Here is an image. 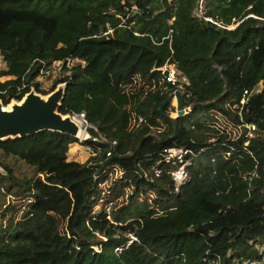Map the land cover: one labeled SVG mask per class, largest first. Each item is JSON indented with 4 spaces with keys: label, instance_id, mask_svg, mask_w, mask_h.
Masks as SVG:
<instances>
[{
    "label": "trees",
    "instance_id": "1",
    "mask_svg": "<svg viewBox=\"0 0 264 264\" xmlns=\"http://www.w3.org/2000/svg\"><path fill=\"white\" fill-rule=\"evenodd\" d=\"M196 1L0 0L2 103L29 86L45 93L66 81L58 111L83 109L90 123L100 124L94 103L120 91L107 75L112 58L100 73L92 69L105 49L115 58L134 54L125 73L138 70L153 81L145 93L128 95L137 127L114 136L112 147L82 140L94 152L82 162L66 158L69 143L77 142L66 133L42 129L0 140V190L29 196L28 208L46 217L56 212L65 218L64 228L46 238L35 221L23 233L0 227V264H208L211 258L233 264L237 256L258 254L256 245L264 243V0H202L204 15L239 20L230 29L195 15ZM67 57L83 62L67 66ZM39 60L59 63L39 75ZM164 62L181 74L182 103L190 106L169 120L158 107L177 83L165 81L167 71L158 68ZM252 79L261 86L249 92ZM243 88L248 94L239 102ZM226 95L238 103L235 116L252 135L243 136L245 145L229 141L224 164L215 168L203 158L214 160L225 142L196 140L187 123L205 119ZM162 121L171 124L170 132L153 136L150 128ZM170 146L186 147L181 161L190 159L180 182L170 175L177 157L163 152ZM193 147L200 151L189 152ZM9 156L26 161L31 173L14 174ZM130 157L131 165L103 189L113 158ZM3 203L0 196V211L10 207ZM159 210L168 215L167 226L151 229Z\"/></svg>",
    "mask_w": 264,
    "mask_h": 264
},
{
    "label": "rangeland",
    "instance_id": "2",
    "mask_svg": "<svg viewBox=\"0 0 264 264\" xmlns=\"http://www.w3.org/2000/svg\"><path fill=\"white\" fill-rule=\"evenodd\" d=\"M193 12L196 13L195 10H193ZM112 55L113 51L105 49L100 54V58H97V62L99 64H95L92 67L93 70L105 68V63L112 58L113 61H111V63H106V66H108L107 75L113 78L112 81L114 84H118L120 86L119 92L105 97L101 95L104 99L100 103L96 102L93 105V108L99 114L98 120H100V124H90L93 130L96 132L97 138L100 140H111L114 138V136L122 132H130L137 127L140 118H137L128 109V95H130V92H132L133 90L138 89H140L142 93H145L147 90L151 89L153 85L152 80L144 81L143 78L139 76L140 74L138 70H133L132 72L125 73V69L130 66L131 62L134 60V54L131 53L126 57L119 55L117 58H115L114 56L113 58ZM2 64V60L0 59V66H2ZM165 68H167L171 72L173 79H181V74L170 64L165 65ZM97 71L99 73L101 72L100 70ZM117 77L119 78V80L117 79ZM3 78V76H0V80H2ZM252 81L253 83L250 85L249 92L261 86L260 80L255 81V79H252ZM122 96H125L124 102H122V100L124 99ZM171 97L172 98H169V101L166 103L168 107L171 108V110H169L167 114L168 120L169 118H173L176 114L174 108L175 98L173 95ZM245 98L246 95L244 94V96H242L241 98L242 101ZM237 114L239 115L238 103H232V96L226 95L223 100L218 103V106L211 109V111L206 115L205 119H199L198 121H189L193 125L192 135L194 136V139L201 140L202 142L206 141L207 143L216 140L225 142V145H221L223 147H217L216 151L219 148L221 149L215 153L217 155L215 156L214 160L210 157L208 159L206 157L203 158L204 162L213 161L212 164H214L215 168H219L224 164V160L227 155L226 150L224 149L229 148L225 147L229 144V141L233 140L234 142V140L238 139V144L241 142L245 145L247 144V141L244 142L243 136L245 134L247 135V133H250L249 135H252V132L249 130L248 124H245L246 127L244 125L245 128L243 127L244 131L246 130L244 133L241 127L242 124L240 120L235 116ZM189 122L187 123V126L189 125ZM199 122H205L206 124L205 126L200 127L198 126ZM171 127V124H169L167 121H162L159 126L150 128V133L156 137L159 134L170 132ZM186 150V147L177 148L173 146V148H170V153L168 156L175 155L178 159V165L176 169L171 171L172 177L177 181L181 179V170H185V165L187 164V162L189 163L190 160L187 159L184 163L183 160L181 161V159L185 158L183 155L186 153ZM188 151L195 154L200 151V147H193ZM90 154L91 153H89L85 145L78 142H71L67 147L66 158L82 162ZM131 157L129 159L119 160H117V158H113L115 165L105 173V177L100 183V186H102L103 189L108 185V182L111 178H113L116 174H122L123 170L131 165L133 159ZM6 160L12 167L14 174H16L17 176L28 175L32 171V166L23 159L9 156L6 157ZM129 181H131V178H129ZM127 189L128 188L125 187L124 191ZM2 191L3 190H0V196L1 198H4V203L2 205L4 207L6 205H10V207L6 210L0 211V227L5 229V233H8L9 229L11 228H14L15 232L18 231L19 233H23L24 231L28 230L30 224H32L34 221L37 222L38 225H40V228L38 230L36 229V231L38 232V235H41L42 238H46L47 235L51 232H57L64 228L65 218L61 217L56 212H50L48 214L49 217H46L44 214L42 215L41 212L30 210L28 208L29 196L13 198L11 195L7 193L5 194ZM122 197L123 195L118 196L116 200H120ZM98 207L99 204L95 206V208ZM163 213L164 211L159 210L153 215V219L150 221L151 229L156 230L167 226V221L164 217H167L168 215H165Z\"/></svg>",
    "mask_w": 264,
    "mask_h": 264
},
{
    "label": "water",
    "instance_id": "3",
    "mask_svg": "<svg viewBox=\"0 0 264 264\" xmlns=\"http://www.w3.org/2000/svg\"><path fill=\"white\" fill-rule=\"evenodd\" d=\"M66 81L57 82L54 87L41 93L33 86L22 93L20 98L11 97L6 103L0 98V140L31 134L46 129L66 133L77 138L80 127L68 112L58 111L64 95ZM175 98V116L186 112L179 89H174L159 104V111L164 115L162 107L171 96ZM0 173H5L0 166Z\"/></svg>",
    "mask_w": 264,
    "mask_h": 264
},
{
    "label": "built area",
    "instance_id": "4",
    "mask_svg": "<svg viewBox=\"0 0 264 264\" xmlns=\"http://www.w3.org/2000/svg\"><path fill=\"white\" fill-rule=\"evenodd\" d=\"M194 10L196 11V13L194 12L195 15L201 17L204 20H207V21L211 22L215 26H218V27H221V28H225V29L233 28L237 24V22L239 21V20H234V18H232L229 22H222V21H220L218 19L212 18L211 16L204 15L203 14V10H202L201 0H197L196 1V6H195V9ZM248 15H251V14H248ZM39 61H40V67H39V73H38L39 75L47 72L48 69L54 68L59 63V61H53L50 64H45L43 61H41V60H39ZM77 62L82 63L83 60H80V59H78L76 57H67L66 60H65V64L67 66L70 65V64H72V63H77ZM169 64L173 67V64L172 63L164 62L163 64H161L160 66H158V68L160 69L161 72L164 71V70H166L167 72H166V74L164 76L165 81H168L170 84L177 83L175 89H179L178 88V87H180L179 82L176 81L177 79H173L171 72L167 68H165V65H169ZM161 67H163V68H161ZM22 86L23 85H21L19 87H22ZM19 87H17V88H19ZM163 87H166V86H163ZM173 90H171L169 93H172ZM242 91H243V94H246L247 93V91H246L245 88H243ZM240 101L242 102V99L241 98H240ZM188 107H190V106H185L186 111H188L190 109ZM69 115H70V117L72 119H74L78 123V125L80 127L79 134H78V136L76 138V140H77L78 143H80L84 139H89V140H92V141L100 140V139L97 138L96 132L90 133V131L88 130V128L89 127L92 128V126H91L90 122L86 119V116H85V113H84V110L83 109L71 110L69 112ZM245 127H246V125H245ZM188 128L191 130V133H192L193 125H192L191 122H189ZM249 134L247 133V135H249ZM100 141L107 142L110 147H112V145L115 143V139L114 138L111 139V140L104 139V140H100ZM81 144H83V143H81ZM83 145H85V147L88 149L89 153H91V154L94 153V152H91V146L89 144H83ZM170 148H173V147L170 146V147H167V148H164L163 149V152H164L165 157H169L168 155L170 153ZM110 152H111V149L109 148L108 150L105 151V155L106 156L109 155ZM158 173H159L158 172V169L153 168V176L154 177L157 176ZM170 175H171V171H170ZM180 175H181V179L180 180L177 181L174 178L173 179L175 181H177V182H180L183 178H185L187 176V173H186L185 170L184 171L181 170ZM129 236L132 237V238H134V236H132L131 234H129ZM256 248H257V252H258V254L256 256H242V255L237 256L236 258L233 259L234 262H235V264L236 263L237 264H264V243H261V244L256 245ZM207 263L208 264H217V259L211 258V259L208 260Z\"/></svg>",
    "mask_w": 264,
    "mask_h": 264
},
{
    "label": "clouds",
    "instance_id": "5",
    "mask_svg": "<svg viewBox=\"0 0 264 264\" xmlns=\"http://www.w3.org/2000/svg\"><path fill=\"white\" fill-rule=\"evenodd\" d=\"M185 108V107H184ZM190 110V109H189ZM187 112V111H186ZM186 112H184V113H186Z\"/></svg>",
    "mask_w": 264,
    "mask_h": 264
},
{
    "label": "bare ground",
    "instance_id": "6",
    "mask_svg": "<svg viewBox=\"0 0 264 264\" xmlns=\"http://www.w3.org/2000/svg\"><path fill=\"white\" fill-rule=\"evenodd\" d=\"M172 97H170V99H171Z\"/></svg>",
    "mask_w": 264,
    "mask_h": 264
}]
</instances>
